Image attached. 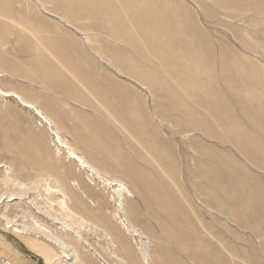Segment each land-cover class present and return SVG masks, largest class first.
<instances>
[{
	"label": "rangeland",
	"instance_id": "1",
	"mask_svg": "<svg viewBox=\"0 0 264 264\" xmlns=\"http://www.w3.org/2000/svg\"><path fill=\"white\" fill-rule=\"evenodd\" d=\"M0 91V264H264V0H0Z\"/></svg>",
	"mask_w": 264,
	"mask_h": 264
},
{
	"label": "bare ground",
	"instance_id": "2",
	"mask_svg": "<svg viewBox=\"0 0 264 264\" xmlns=\"http://www.w3.org/2000/svg\"><path fill=\"white\" fill-rule=\"evenodd\" d=\"M0 94L2 96H4V97H13V98H16L17 99V96H14L13 94L4 93V92H1V91H0ZM27 107H30V106L27 105ZM61 147H63L64 149H68L65 145H63V146L61 145ZM69 153L71 154V158H73L77 162H79V164L81 165L82 168H86V167L88 168V166L85 164V162L80 157H78L75 153H73V152H69ZM1 166L2 165L0 163V168H1ZM108 185L113 186L114 184L111 183V182H108ZM122 188H123V186H122ZM46 192L48 193L49 196L47 197L48 199H45L44 208H40L38 205H36V203H34L33 199L30 202H26V204H27L26 205V208L28 210L29 219L26 221V224H25L24 229H22V230L17 229V235H23V236L27 237L28 239H31V238H34L37 234H40V236H38V238L36 237L37 240L40 239L42 242H44V244H46L47 246H49L52 249V251H53V250H56V248H58L59 246L62 247V248L63 247H67L65 245L68 244L69 242H66L65 243L62 240H54L53 238L52 239L54 241L52 242L51 237L49 235H47L43 231V229H40L42 227L40 226L39 223H37V221L35 220V218H37V219L45 222L46 224H49L50 223V225H52V226L53 225H61V223H63L64 218H69V220H72L74 223H77V220H80V218L75 213V210L78 209L77 208V204L75 202H72L70 205H68L64 199H61L60 201H58L57 203H55L58 206L52 205V203H54V199L56 198V196H59V194L61 192L60 191H57L55 189H50V188H48L46 190ZM56 192H57V195H56ZM121 192H122V190L119 189L118 190L119 196H120V193ZM12 195L13 194H10L9 197H12ZM23 197H25L24 193L23 194H17L18 200H23ZM12 200H14V199H12ZM46 207H48L50 209V211H53V212H56L57 211L58 212V217L55 216V215L53 216L52 214L49 213L50 211L45 210ZM59 216H62L63 218L62 217L59 218ZM82 222L84 223V221H82ZM65 228H67V226ZM27 229H29L28 232L25 231ZM67 234H68V236L71 239L70 242L76 244L74 242V239H75L76 236L73 237L71 234H69V233H67ZM54 242H55V244H54ZM60 247H59V249H60ZM34 251L37 252L40 255H45V251H43V250H39V249H36L35 248ZM62 253H63V251H62ZM51 255L52 256H55V257H58V253H53L52 252ZM67 256H65V257H62L61 256L58 259L65 258L67 260V258H68Z\"/></svg>",
	"mask_w": 264,
	"mask_h": 264
}]
</instances>
